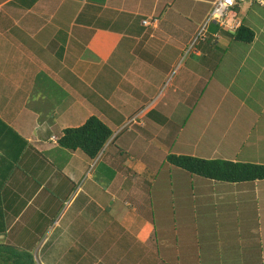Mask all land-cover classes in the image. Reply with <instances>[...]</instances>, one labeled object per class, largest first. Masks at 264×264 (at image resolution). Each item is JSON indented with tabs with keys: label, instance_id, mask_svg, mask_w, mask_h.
<instances>
[{
	"label": "crops",
	"instance_id": "obj_1",
	"mask_svg": "<svg viewBox=\"0 0 264 264\" xmlns=\"http://www.w3.org/2000/svg\"><path fill=\"white\" fill-rule=\"evenodd\" d=\"M198 2L206 5L205 0H198ZM174 6L175 8L181 7L177 0H0V232L4 231L5 238L11 235L17 225L22 227L25 232L38 229V225L41 224L39 222L49 215V207L47 208L46 204L60 202V199L66 197L64 195L72 188L69 193L72 198L62 215H65L63 221L68 215L70 218L67 221L70 224L80 221L85 224L86 218L88 219L87 234L91 235L92 231L95 239H98L99 235L102 236L103 252L97 258L101 264H174V262L161 258L160 251H163L161 235L168 226L166 223H169L170 215L165 216L164 213L161 223L163 225L158 231L153 214L154 210L160 209L156 202L159 194L155 195L153 191L160 190L159 193H161L166 187L156 188L161 172L157 166L162 164L161 168H163L167 163V157L171 154L187 155L183 154L181 148L176 152L172 150L178 144L181 130L177 136L178 139L171 142V146L167 145L172 135L169 134L168 128H163L165 127L162 126L164 123L160 125L161 127L157 126L159 123H156V127L151 126L157 120L156 116L150 117V114L155 111L153 107L139 117L144 118L141 125L131 128L130 133H133L134 137L129 145H133L132 149L122 143L118 146V151L122 152L119 155L107 152L109 144L115 142L119 135L115 139L113 135L106 144V146L109 145L107 150L105 149L104 153L101 152L95 160L90 159L80 150H67L58 144V139L65 129L80 127L92 116L98 117L112 130L113 124L110 125V122L114 116L108 115L106 112L117 111L114 109L117 103L125 101L120 100L119 93H122V88H119V84L116 85V89L112 86L111 88L107 87L111 84L107 83V80H113V78L106 75L114 71L120 73L117 71L113 56L127 44L128 39L132 41V44H137L136 55L133 59L131 58L129 66L138 62L139 65L149 63L145 58L146 53L138 51L139 47L149 51L154 47L157 48V45L154 44L161 43L163 45L162 48L160 47V52H164L166 55L172 52L177 53V49L174 47L179 48L180 51L183 44L182 49L185 50L188 41L192 40L195 35L190 36V31L187 35V30L183 34L184 38H179L181 30L172 21L179 20V17L183 16L173 10ZM210 9L206 13L203 9L205 13L203 19L207 17ZM148 10L152 13L148 18H158L157 29L154 31L145 28L141 23V32H131V19L139 17L141 13L142 21L147 19L144 12ZM172 12L179 17H173ZM189 13L194 15L190 11ZM162 15H164V20L160 24ZM186 20L189 23L191 21L189 17H186ZM186 27L188 28L187 25ZM196 31L197 34L199 29ZM210 32L215 33L216 29L211 27L207 33ZM210 34L212 35V33ZM204 40L201 42L204 43ZM209 42L221 43L224 47L230 46L229 41L223 37L215 40L214 36ZM204 46L208 47L207 44ZM167 48L169 49L166 53ZM119 58L124 59V57ZM234 59L230 56L218 57L219 64H228ZM209 60V55L204 54L199 59L198 57L193 58L191 63L198 64L199 61L202 64ZM249 60L252 66L248 67V70L257 72V68L253 67L252 59ZM167 61L175 63L177 58L168 56ZM212 62H215L214 58ZM101 65H104L101 73L103 76L100 75L103 80L98 85H94L98 78L96 80L93 75L98 72L97 68H102ZM162 68H160V72H162ZM185 68H187V63L182 69L183 73H179L182 76L185 75ZM130 69L134 71L133 68ZM199 69L194 65L190 69L187 68L191 72L189 77L199 76L202 71V69L198 71ZM106 71L108 74H105ZM227 71H229L228 68ZM127 73H122L121 78L126 81L127 85L136 88L137 85L129 80L142 79V77L138 74L132 79L130 74L132 72H129L128 75ZM229 76L232 74L227 72V83ZM184 78L187 77L184 76ZM234 79L235 76L231 80L230 86L227 84L224 86L226 92L227 88L236 87ZM87 80H92L90 83V87H93L91 94L89 91L84 94V85L88 82ZM53 87L56 89L59 87L63 97L69 99L68 102L62 104V108L55 115L57 126L61 125L59 134L52 133L50 136H43L42 134H47L49 129L47 131L42 128L49 123L41 121L39 118L33 120L32 117L34 109L37 107L35 104L42 102L44 95H48L49 90ZM96 87H98V92L95 91ZM197 88L199 89V86ZM183 93L185 97L188 95V99L193 96L186 89H183ZM262 93L263 91L260 90L254 100L247 102L243 100L244 104L242 105H240L239 96H234L239 104L232 105L234 110L238 109L239 111L241 108H247L248 112L257 113L256 119L253 121H257L260 129L264 126V104L260 103L261 96H264ZM127 94L133 99V95H137L132 94L131 91ZM109 100L114 103H110ZM250 102H254L256 105L249 104ZM133 104L134 102H131L129 105ZM195 105H191L188 114L195 113L198 121L205 118L203 115L206 113H211L207 120L209 124L220 120V118L221 125L224 121L230 120L228 114L222 117H219L218 114L223 111V108L229 110L231 106L224 105V103L207 106L198 102ZM102 112L103 114H101ZM158 114L164 116L163 113ZM245 120L246 116L243 115L242 123H239L242 128L246 126ZM251 121L252 118H248V126H251ZM224 126L239 128L236 122L232 121ZM227 131L234 132L232 129H227ZM146 132L150 133L146 134ZM163 133L166 134V139L163 138ZM56 152L58 153L57 158L63 152L67 160L64 162L60 160V168L54 171L55 167L44 154ZM201 152V156H198L197 153L192 156L206 160H215L218 159L217 157L227 159V156L222 155L217 147H211V149L207 147ZM104 154H106L105 157H103ZM103 161L114 169L111 170L108 166L111 170L108 175L110 182L105 185L106 187H103V190L100 188L103 195L98 196L101 190L98 191L95 188L97 185L95 182L101 171L100 168L103 166ZM93 163L94 169L90 171ZM47 165H51L54 169L50 171L51 167H46ZM65 181L68 183H64ZM209 182H211L208 183L210 185L203 188L210 189L213 193L209 199H212L214 216L209 221L204 216L205 209H200L202 216L198 217L196 224L198 233L191 243V249L187 245V250L183 253L177 251L178 259L175 260L177 264H188L189 260H194L195 264H235L234 258L237 252L230 250L231 247L228 246V242L232 241L230 238L234 235L239 240L250 238L256 230V228L251 227L250 229L244 225L246 213L243 211L246 212L245 205L248 203L238 201L240 191L249 192L246 189L249 188V183L227 184L223 187L229 189H222L220 185H217L220 183ZM259 182H254L256 191L261 188ZM198 191L202 192V188ZM220 192H222L221 195ZM193 197L198 199V193L196 192ZM234 202L238 206V210L235 211L232 210ZM165 206L169 209L172 205L167 203ZM160 211L162 210L160 209ZM229 211L235 214L236 211H239L238 228H233L232 233H229L225 228L224 233L221 234V224L226 226L231 224V220L225 218ZM263 216L262 212L261 216L257 215L260 218ZM260 218L257 229L261 236ZM210 223L216 224L217 232L214 234L219 233L217 238L211 233ZM227 233L231 234L229 238H227ZM55 234L56 236H53ZM87 234L85 232H80L78 235L69 234L66 224L61 221L55 222L51 238L57 241L55 243L58 245V250H55V256L59 258L54 262L48 260L50 256L46 254V251L53 250V248H49L44 254L42 253V259L46 261V264H82L88 259L86 257L91 251V249L86 250L85 236ZM60 241L67 244L65 246L69 247L68 251L62 248ZM49 242L51 243L50 240ZM5 245L9 244L5 243ZM56 245H54L55 249ZM19 249L22 250V248ZM74 249L83 252L82 260L66 259ZM240 255L244 256L239 264H264L263 254H261L260 260H251L250 262L245 260L246 251ZM37 259L40 260L38 255Z\"/></svg>",
	"mask_w": 264,
	"mask_h": 264
},
{
	"label": "rangeland",
	"instance_id": "obj_2",
	"mask_svg": "<svg viewBox=\"0 0 264 264\" xmlns=\"http://www.w3.org/2000/svg\"><path fill=\"white\" fill-rule=\"evenodd\" d=\"M213 1L214 0H205L206 5H204L200 4L198 0H177V3H180L181 7L175 8L174 6L173 10L180 13L184 18L181 16L179 17L174 12H172L173 17H179V20H173L172 22L175 25H178L181 30L179 38H184L183 34L187 30V35L189 34V31L191 32L190 36L192 34L195 35L192 40L188 41L187 45L185 46V50H183L184 48L182 49V47H184V44L182 45V47H180L181 52L179 51V48L174 47V49H177L176 52L179 53L178 55L175 52L168 53V55H166L164 52H160V47L162 48L163 45L161 43L154 44L157 45V48L154 47L153 49H149V51L144 49L143 47L142 49L139 47L138 51L146 53L145 58L150 64L145 63V65H139L138 62L132 63L129 66L128 63H130L131 58L133 59L136 55L135 47L137 45L136 43L132 44V41H129V39L127 41V44H125L122 49H119L115 53V55L113 56V61L117 66V71L120 73L114 71L111 72V74H108V71H106L105 74H108L106 76L113 78V80H107V83H111L107 87L111 88L112 86L113 88H115L116 85L119 84V88H122V93H119V96L121 97L120 100L125 102L117 103V105L114 107V109H116L117 111L106 112V114H112L114 116V118H112L110 122V125L113 124L112 131L114 139L119 135V138L115 142L110 143V146L108 145L109 149L107 152L113 153L114 155H119L122 152L118 151V146L122 143H125L127 146H129L130 149H132L133 145H129L134 137V134L130 133V131H132L131 128L136 127L135 125H141V122H143L144 118L142 119L139 117L154 107L153 109H155V111L150 114V117L156 116L157 120L155 121V124H151V126L156 127V123H159V125L157 126L161 127L160 125L164 123L162 126L165 127L163 128H168V131H170L169 134L172 135L169 138L167 145L171 146V142L178 139L177 136L181 130V134L178 139L179 141L177 142L178 144L175 145L174 148L170 147L174 152L179 151V148H181L183 154L192 156L193 154L196 155L197 153L198 156H201V151L206 149L207 147H210V149L211 147H217V150L222 155H226L227 159H221V157H217L218 159L215 160L250 162L253 164L264 165V126H262V128L260 129L258 123H256L257 121H253L256 119L257 113H250L246 110L247 108H241L238 111V109L234 110V108L232 107V105L236 106L237 104H239V102H236V100L234 99V96H239L241 100L240 105H242L244 104L242 103L243 100L247 102L256 99L255 96L260 93V90H262V94H264V6H260L254 0H247L249 3L247 7H238L236 9V14L238 15L239 19L243 22L244 25L251 28L255 33V38L251 44L234 41L233 39H231V36L228 35L229 33L224 34L222 32V29H219L214 24H212L208 27V29H210L211 27L215 28L216 32H210L212 33L211 35L210 33H207V29L206 33L204 34V39L206 40L203 39L206 43L197 41V43L193 45L198 34H196V29L201 28L200 26H202L205 20V18L203 19L204 14L207 12V10L210 9V7H212ZM262 1L264 3V0ZM203 9H205V13L203 12ZM189 11L194 15L192 16ZM159 12L156 13L158 14ZM144 14L146 15V18H148L152 13L148 10L144 12ZM164 15L160 17V24L164 20ZM186 17H189L192 22L190 21L189 23L186 20ZM130 22L131 32L139 33L142 31V13L139 17L137 16L134 19H131ZM186 25L188 26V28L186 27ZM156 29L153 30L155 31ZM213 34H215L214 36L217 35L219 38L223 37L228 40L230 46L224 47L221 43L213 44L212 42H209L212 41V37L214 38ZM205 44H207L209 48L205 47ZM168 49L169 48H167V50L165 51L166 53ZM120 54L121 56H119ZM204 54L209 55L210 60L207 63L203 62L201 64V62L199 61L198 64L191 63L193 58L198 57L199 59ZM168 56L174 59L177 58V61L175 63L167 61ZM226 56L234 57L235 59L228 64H219L220 61L218 60V57ZM249 56L252 59L253 67L257 68V72H255L254 70H248V67L252 66L249 60ZM119 57H124V59ZM213 58L215 62H212ZM194 62H197V60H194ZM186 63L187 68L189 69L192 68L193 65L196 68H200L198 71L202 69V71L199 73L200 75L189 77L191 75V72H189L187 68L184 69V76L187 78H184V76L179 74L180 72L183 73L182 69L185 67ZM108 66L111 67V65ZM101 67V69L97 68L98 72L93 75L96 80L98 78L97 82L94 85H98L99 82L103 80V78H101L103 74L101 73L104 65H101ZM161 67H163L162 72H160ZM130 68H133L134 71H132ZM227 68L229 69V71H227ZM127 72H132L130 73L132 79H134V77H136L138 74L140 75V77H142V79L135 78L134 80H129V82L137 85L136 88L134 86L131 87L127 85L126 81L121 78L122 73L125 74ZM227 72L232 74V76H229L228 78V83ZM234 76L236 87H234L233 89L227 88L228 91L226 92L224 86L226 84L227 86H230L231 80ZM87 81L88 82L84 85V94L87 91H89V94H91V92L93 91V87H90V83L92 82V80ZM198 86L199 89L197 88ZM96 89L97 90H94L98 92V87H96ZM183 89L190 91L193 96L190 99H188V95L185 97ZM129 91H131L132 94H137L133 95L134 99L131 98V96H128L127 93ZM68 99L69 98L63 97L62 90L59 87L58 89L53 87V89L49 90L48 95H44L42 102H38L35 104L37 105V107L36 109H34L35 112L33 113L34 116L32 117L33 120L34 118H39L41 121L49 123L48 125H44V127L42 128V130L47 131L49 129L47 134H42L43 136H50L52 133L55 135L59 134L61 125L59 124V127L57 126L55 115H57L58 110L62 108V104L68 102ZM109 102L114 103V101L112 100H109ZM131 102H134V104L129 105ZM196 102L207 106H211L217 103L218 105L224 103V105L231 106L229 110L223 108V111L219 112L218 114L219 117L228 114L230 120L224 121L223 125H221L220 118V120H216L214 123L209 124L207 120L209 116H211V113H206L205 115H203L205 116V118H201L200 121H198L195 117V113L188 114V109L191 107V105L196 106ZM260 103L262 105L264 104L263 95L260 98ZM249 104L256 105V103L254 102H250ZM158 113H163L164 116H161ZM101 114H103V112ZM243 115L246 116L245 128H242V125L239 124L242 123ZM250 117L252 118L251 126H248V118ZM148 120L152 119L148 118ZM231 121L233 123L236 122V125L239 128H226L224 126ZM227 129H232L234 130V132H228ZM260 131L262 137L260 135ZM149 133L146 132V134ZM166 137V134L163 133V138L166 139ZM108 146L104 147L103 153ZM57 154V152L44 154L46 158L50 159V161L52 162V166L55 167L54 169L51 165H47L46 167H51L50 171L52 169H54V171H57L56 169L60 168L59 161L61 160L64 162L67 160L63 152L61 153V155H58V158ZM105 155L106 154H104L103 157H105ZM117 158H119V156H117ZM108 166L111 168V170L114 169L113 167L108 165L107 162L103 161V166L100 168L101 171L98 174L97 181L95 182V184H97L95 188H97L98 191L101 189L103 190V187H106L105 185L110 182L108 175L111 170L110 168H108ZM161 167L162 164L157 166V169H159L161 172L159 171L160 175L157 179L156 188H158L159 186H161L160 189H162L163 186L166 187L161 193H159L160 190L153 191L155 195L159 194V198L156 199V202L158 203V207L162 210H154L153 216H155L154 221L156 222V225H158L159 231L161 229V226L163 225L161 223L164 217V213L165 216L170 215L168 218L169 223H166L168 224L167 228L165 227L166 230L163 233L161 232V245H163V251L160 252L162 255V259H166L170 262H174V264H177L175 261L176 259H178L176 255L177 251L183 253L185 250H187V245L191 249V243L195 240V237L198 233L196 231V224L198 219L202 216V214H200V209H205L206 212L204 216L209 221L213 218L214 208L213 204L211 203L212 199H209V196H211V194L213 193L212 191H210V189L203 188L210 185L208 184L211 183L209 182V180H205L184 170H179L168 163H166L163 168ZM93 169L94 163L91 166L90 171H93ZM64 183L67 184L68 182L65 181ZM259 183L261 185V188H259L260 191H256V188H254V183L251 182L248 184L249 188H246L247 190H249V192H239L238 201L240 203H248V205H245L246 212L245 210L243 211L244 213H246V216H244V225L250 227V229L251 227L256 228V230L254 234L252 233V237L250 238L239 240L238 238H236V235L230 238L232 241L228 242V246L231 247V251L237 252L234 258L236 260L235 264H239L242 257L244 256L240 255V253L244 254V251H246L245 260L249 262L251 260H260L261 254L264 255V216L261 218L257 217V215L261 216V212L264 215V180L260 181ZM217 185H220L222 189H229L228 187H223V185L227 184L220 183ZM91 186L94 185L91 184ZM200 188H202V192L198 191ZM71 189L72 188H70L69 191L64 195L66 197L60 199V202H57L56 204H46L47 208L49 207V215L45 216L42 221L39 222L41 224L38 225V229L32 230V232H25L22 227L17 225L9 237L5 238V234L0 235V244L8 243L11 246L22 248V251H26L32 254L37 264H46V261L42 259V253L44 254L47 249L53 248V250H47L46 254L50 256L48 260H52L53 262L56 261L59 258L58 256H55V253L58 250V245H56L55 243L57 242L56 239L54 240L53 238H51L53 225L55 224V222L61 221L63 224H66L68 233L73 235H78L80 232H85L87 234L86 228L89 226V223H87V218L85 224H83L82 221L78 223H68L67 220H69L70 218L69 215L63 221L65 215H62L64 214L65 209L67 208L72 198V195L69 194ZM102 190L99 192L100 194H98V196L103 195ZM196 192L199 195L198 199H195L193 197ZM258 192H260L261 194L259 195ZM221 193L222 192H220V195ZM162 196L164 197L162 198ZM180 198L182 203L180 201ZM159 200L161 201L159 202ZM167 203H171V208L168 209V207L165 206ZM233 204L234 205H232V210H238V206L236 205V203L234 202ZM222 210L224 209L222 208ZM228 210H230V208H228ZM236 214L232 211H229L228 214H226L225 218L229 219V221L231 220V224L228 226L221 224V234L224 233L225 228L228 229L229 233H232L233 228H238L239 211H236ZM259 218L261 219L262 225L261 236L260 232H258L257 229ZM249 219L251 220V222ZM248 222L249 224H247ZM8 224L9 226H11L10 223ZM95 226L97 227V225ZM210 228L212 235L217 238L219 233L214 234L217 232L216 224L210 223ZM88 234L85 236V240L87 243L86 250L91 249V251L86 257L88 259H86L82 264H101L97 260V258L99 254L103 252L102 236L99 235V238L95 239V237L92 235V231L91 235ZM164 234L166 235L163 236ZM230 235L231 234H228L227 238H229ZM53 236H56V234ZM49 240L51 241V243H53V246H51ZM70 244L71 243L69 242V246ZM54 245H56V249ZM60 245L63 246L62 248L66 249L65 251H68L69 247L65 246L67 244L64 241H60ZM82 253V251L80 252L74 249L73 252H71L70 255L66 257V259H71L73 261H77L79 259L82 260ZM37 255L40 257V260L37 259ZM188 264H195L194 260H189Z\"/></svg>",
	"mask_w": 264,
	"mask_h": 264
},
{
	"label": "trees",
	"instance_id": "obj_3",
	"mask_svg": "<svg viewBox=\"0 0 264 264\" xmlns=\"http://www.w3.org/2000/svg\"><path fill=\"white\" fill-rule=\"evenodd\" d=\"M206 19V18H205ZM220 29L219 26L215 25ZM150 28V27H149ZM153 29V28H150ZM222 32L227 34L226 31ZM236 42L251 44L254 31L242 24L235 34H228ZM113 137V131L98 117H90L82 126L62 132L58 144L64 149L82 151L95 160ZM167 163L205 180L225 184L254 183L264 180V165L227 160H206L187 155L171 154ZM2 229L3 226L1 225ZM4 234L0 232V235ZM0 264H37L31 253L11 245L0 244Z\"/></svg>",
	"mask_w": 264,
	"mask_h": 264
},
{
	"label": "built area",
	"instance_id": "obj_4",
	"mask_svg": "<svg viewBox=\"0 0 264 264\" xmlns=\"http://www.w3.org/2000/svg\"><path fill=\"white\" fill-rule=\"evenodd\" d=\"M254 1H256L260 6H264L262 0ZM248 5L249 3L247 0H214L204 23L198 31L193 45H195L197 41L204 39V34L206 33L208 27L212 24L219 26L220 29L226 31L227 33L235 34L243 24L236 14V9L238 7H247ZM158 23L159 21L157 17H150L142 21L143 26L153 29L158 27ZM218 39L219 37L216 35L215 40ZM53 139L55 138L53 137Z\"/></svg>",
	"mask_w": 264,
	"mask_h": 264
},
{
	"label": "clouds",
	"instance_id": "obj_5",
	"mask_svg": "<svg viewBox=\"0 0 264 264\" xmlns=\"http://www.w3.org/2000/svg\"><path fill=\"white\" fill-rule=\"evenodd\" d=\"M230 34V33H229Z\"/></svg>",
	"mask_w": 264,
	"mask_h": 264
}]
</instances>
